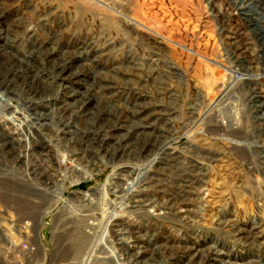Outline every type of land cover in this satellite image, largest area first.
<instances>
[{
    "label": "rangeland",
    "instance_id": "rangeland-1",
    "mask_svg": "<svg viewBox=\"0 0 264 264\" xmlns=\"http://www.w3.org/2000/svg\"><path fill=\"white\" fill-rule=\"evenodd\" d=\"M0 39V264H264V0H0Z\"/></svg>",
    "mask_w": 264,
    "mask_h": 264
},
{
    "label": "built area",
    "instance_id": "built-area-1",
    "mask_svg": "<svg viewBox=\"0 0 264 264\" xmlns=\"http://www.w3.org/2000/svg\"><path fill=\"white\" fill-rule=\"evenodd\" d=\"M0 41H2L3 43L6 42V40H4V39H0ZM11 75L12 74L6 76V80H5V82L3 84L0 83V99L1 98L9 99L8 103L12 106V109H14V110L16 109V111L13 112L10 115L9 114H5V115L3 114L4 116L1 118V120H4L6 118V121H8L7 119H10V118H8L9 116L11 118H14L16 116L19 119V121H21V119H24V118L27 119L28 118V116H27L28 111H26L25 113H21L20 112L21 114H19L18 107L20 108L21 105L25 104L24 102L22 103V100L28 101V97L31 96V93L30 94L26 93L27 94V98H25L26 95H23V96H19L18 95V94H20L19 92H21L23 94V90H20V88H21L20 86L21 85H19V86L17 85L19 83H14L13 82L11 84V87L6 86L8 83H10V76ZM17 88L20 90L18 93H17ZM26 88H27V85H25L23 87L24 90H26ZM37 89H38L37 90L38 93H37V96H34L35 99L32 100L33 103L40 104V101L42 100V98L45 99V100H50V101H53V100L55 101V100L58 99V98L57 99L56 98L51 99L50 96L48 97V99H46L45 98L46 97L45 96V92L46 91L44 89H42L41 86L37 87ZM3 90H4V92H2ZM32 91H34V90H32ZM42 92H43V95H42ZM39 98H40V100H37ZM3 107H4L3 103L0 102V114L3 111ZM11 122H13L12 119H10L9 123L13 126V124ZM27 136L28 135H26V137H25L26 140H28ZM31 150H32L31 148L29 150L28 149L24 150L25 153H23L22 154L23 156H22L20 154L19 155H15V152H14L15 149H9V151L6 152V156H7V153H8L9 156H10V157L8 156L10 164L5 163L4 165L7 168L15 169L16 168V163L19 161L20 163H19V168L18 169H20V170L17 171L18 174L21 175V177L26 179V180L33 179V181H34L36 174H39L40 167H37V166H38V164L40 162L38 160L34 161L32 159L31 155H33L36 158H39L42 153H40L39 156H35ZM35 184L36 185H40V183H35ZM57 192H60V189ZM41 227H42V223H41ZM26 234H28L29 235L28 237L30 239H32L33 234L29 230L26 231ZM30 243H32V242H29L28 244L24 245V248H26V249H23V252H24L23 255L30 256L33 253L34 249H36V247L33 244L31 245ZM37 244H38L37 247H39V249H40V255H44V252L46 251V249L40 243V239H39V242ZM32 256L30 257V260L32 259Z\"/></svg>",
    "mask_w": 264,
    "mask_h": 264
},
{
    "label": "bare ground",
    "instance_id": "bare-ground-1",
    "mask_svg": "<svg viewBox=\"0 0 264 264\" xmlns=\"http://www.w3.org/2000/svg\"><path fill=\"white\" fill-rule=\"evenodd\" d=\"M62 64V63H61ZM59 66V65H58ZM56 69H58V71L56 72V73H54L56 76H53V77H51V79H53L54 77H56V79L57 78H59L60 80H62V81H65L67 78H66V75H63L64 74V67H63V65L59 68V67H57ZM32 70V69H31ZM42 70V69H41ZM73 75H74V73H73ZM38 80H39V83H44L45 84V79L44 78H42L41 79V76H39L40 78H38V76L37 75H34ZM43 76V75H42ZM239 77V76H238ZM252 78V77H251ZM48 82V81H47ZM49 83V82H48ZM9 84V83H8ZM31 86V85H30ZM34 87V86H33ZM31 88V87H30ZM35 88V87H34ZM32 89V88H31ZM43 89V88H42ZM32 94V93H31ZM36 94V93H35ZM72 94H74V93H72ZM40 99V98H39ZM1 101L0 102H2V103H4L5 101L1 98L0 99ZM29 100H31V99H29ZM34 100V99H33ZM77 101V100H76ZM5 105L7 106V103H5ZM4 105V106H5ZM29 105V104H28ZM75 108V107H74ZM77 108V107H76ZM75 108V109H76ZM80 108V107H79ZM32 110V109H31ZM34 110V109H33ZM35 111V110H34ZM75 112H76V110H75ZM86 114V113H85ZM29 116V115H28ZM31 117V116H30ZM33 117V116H32ZM40 117H41V115H40ZM36 118V117H35ZM35 120V119H34ZM32 121V120H31ZM38 121V120H37ZM33 122V121H32ZM27 123H29L30 124V126L31 127H35V125L33 124H31V122H30V120L27 122ZM33 123H35V122H33ZM66 125V124H65ZM30 134H31V132H30ZM65 134V133H64ZM117 135V134H116ZM76 136V135H75ZM138 136V135H137ZM149 137V136H148ZM153 137V136H152ZM79 138V137H78ZM112 138V137H111ZM156 138V137H155ZM92 139V138H91ZM74 140V139H73ZM118 140V139H117ZM155 140V139H154ZM88 141V140H87ZM80 143V142H79ZM89 143V142H88ZM107 143V142H106ZM116 143V142H115ZM112 145H113V143H112ZM111 145V146H112ZM121 145V144H120ZM153 145V144H152ZM81 146V145H80ZM106 147H107V145H105ZM86 147V146H85ZM153 147V146H152ZM113 148V147H112ZM107 149V148H106ZM105 149V150H106ZM83 150V149H82ZM108 150V149H107ZM110 150V149H109ZM114 152H115V150H113ZM130 151V150H129ZM87 153V152H86ZM89 153H91V152H89ZM106 153V152H105ZM136 153H137V151H136ZM108 154V153H107ZM122 154H123V151H122ZM152 154H154V153H152ZM127 155V154H126ZM137 155V154H136ZM155 155V154H154ZM159 155V154H158ZM111 156V155H110ZM136 157V156H135ZM134 157V158H135ZM151 157V156H150ZM108 158V157H107ZM111 159H113V158H111ZM136 159V158H135ZM157 159V154L153 157V158H151V160H149V162L147 163V167H149V165H150V163H152V162H154L155 160ZM147 160V159H146ZM145 160V161H146ZM127 167V166H126ZM128 169H131V173L132 174H136L135 175V179H136V182H135V184L134 183H130L127 187L129 188L128 189V192L126 191L125 192V194L127 193V194H129V192H130V190H132V189H134V187L137 185V184H139V185H137V188H139V186H141V184L143 185V183H144V185H145V181H143V180H141V176H143L144 175V173L146 172V168L145 167H143V168H139V167H127ZM130 173V172H129ZM128 173V174H129ZM143 185V186H144ZM142 187V186H141ZM123 188V187H122ZM140 189V188H139ZM133 191V193L130 195L131 196V198H130V200H132V197H138V192L137 191H135V190H132ZM142 192V191H141ZM124 194V195H125ZM130 196H128V197H130ZM124 196H122L121 198H123ZM134 197V198H135ZM129 199V198H128ZM137 199V198H136ZM135 199V200H136ZM139 199V198H138ZM136 203V201H134V204ZM138 208V207H137ZM143 208V207H142ZM120 232V231H119ZM118 234V233H117ZM124 236V235H123ZM200 253V252H199ZM199 255V254H198ZM134 256V255H133ZM135 256H136V258H134L135 259V261H134V264H139V260L141 261V256H138L137 254H135ZM199 259V258H198Z\"/></svg>",
    "mask_w": 264,
    "mask_h": 264
}]
</instances>
